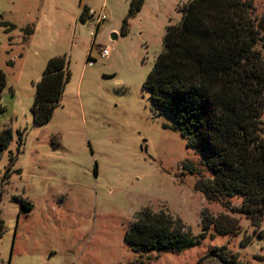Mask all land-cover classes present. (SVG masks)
<instances>
[{
  "label": "rangeland",
  "instance_id": "rangeland-1",
  "mask_svg": "<svg viewBox=\"0 0 264 264\" xmlns=\"http://www.w3.org/2000/svg\"><path fill=\"white\" fill-rule=\"evenodd\" d=\"M131 1L0 0L7 80L0 132L13 133L0 160V264H223L211 256L222 247L238 263L263 264L264 221L257 229L224 208L240 207L241 195L206 200L196 185L213 174L144 88L167 28L180 23L190 0H145L128 17ZM254 6L262 18L264 0ZM101 11L107 19L98 23ZM105 48L111 55L103 59ZM56 56L66 59L70 80L51 121L36 125V84ZM146 209L181 219L200 242L174 252L133 250L126 233ZM205 211L235 216L240 232L213 228L201 237Z\"/></svg>",
  "mask_w": 264,
  "mask_h": 264
},
{
  "label": "trees",
  "instance_id": "trees-1",
  "mask_svg": "<svg viewBox=\"0 0 264 264\" xmlns=\"http://www.w3.org/2000/svg\"><path fill=\"white\" fill-rule=\"evenodd\" d=\"M144 2L132 0L128 17H134ZM254 12V0H190L182 8L180 23L167 28L164 49L144 88L154 105L174 118L175 129L200 153L203 166L213 174L202 178L197 190L208 202L241 195L240 207H230L227 202L224 208L233 215H245L258 229L264 221V16L257 19ZM69 80L66 59L51 58L36 84L32 107L36 125L51 121ZM6 84L0 70V100ZM12 138L10 128L0 132V160ZM196 172L201 173L193 167L191 173ZM23 209L32 210L29 204ZM202 215L201 237L213 228L222 235H236L241 230L233 215L216 217L208 211ZM125 240L137 252H174L200 242L181 219L150 209L137 214ZM250 242L246 237L243 244ZM229 254L222 247L211 256L223 264H241L236 257L229 259ZM261 260L264 264V258Z\"/></svg>",
  "mask_w": 264,
  "mask_h": 264
},
{
  "label": "built area",
  "instance_id": "built-area-1",
  "mask_svg": "<svg viewBox=\"0 0 264 264\" xmlns=\"http://www.w3.org/2000/svg\"><path fill=\"white\" fill-rule=\"evenodd\" d=\"M96 15V11L90 9L89 10V17H92L94 18V16ZM107 19V15L106 13H104L103 11H101L98 15H97V22L98 23H101L102 21L106 20ZM111 55V52L109 49L105 48L101 51V57L103 59H106L108 58L109 56ZM94 64V61L90 60V65H93Z\"/></svg>",
  "mask_w": 264,
  "mask_h": 264
},
{
  "label": "water",
  "instance_id": "water-1",
  "mask_svg": "<svg viewBox=\"0 0 264 264\" xmlns=\"http://www.w3.org/2000/svg\"><path fill=\"white\" fill-rule=\"evenodd\" d=\"M113 39H116V35H114Z\"/></svg>",
  "mask_w": 264,
  "mask_h": 264
}]
</instances>
